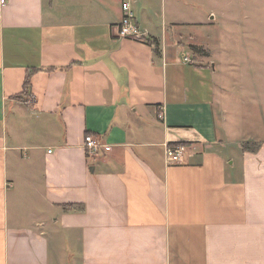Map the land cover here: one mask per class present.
<instances>
[{
    "label": "crops",
    "instance_id": "obj_1",
    "mask_svg": "<svg viewBox=\"0 0 264 264\" xmlns=\"http://www.w3.org/2000/svg\"><path fill=\"white\" fill-rule=\"evenodd\" d=\"M125 2L147 43L120 36ZM188 3L6 0L0 264H264V139L244 149L243 110L264 98L223 83L225 31ZM89 133L109 146L92 159Z\"/></svg>",
    "mask_w": 264,
    "mask_h": 264
},
{
    "label": "rangeland",
    "instance_id": "obj_2",
    "mask_svg": "<svg viewBox=\"0 0 264 264\" xmlns=\"http://www.w3.org/2000/svg\"><path fill=\"white\" fill-rule=\"evenodd\" d=\"M188 2L191 20L196 18L194 14L199 11L202 12L203 19L214 20L217 16L215 20H218L217 23L225 31V44H218L216 47L218 58L214 62L219 64L223 73H226L223 77L224 84L237 80L239 82L236 90L231 87L232 85L231 89L229 87L226 90L230 93L235 90L238 98L252 96L259 105L264 98V0H202L201 3L188 0ZM211 39H214L213 35ZM210 46L214 47L213 44ZM231 70H239L237 77L232 80L231 76H228ZM242 73L245 74L241 76ZM252 97H249V101ZM250 105L251 108H246L248 106L246 104L243 110L244 112L250 110L249 117L253 116L255 119H245V128L255 137L245 144L256 147L261 139H264V107Z\"/></svg>",
    "mask_w": 264,
    "mask_h": 264
},
{
    "label": "built area",
    "instance_id": "obj_3",
    "mask_svg": "<svg viewBox=\"0 0 264 264\" xmlns=\"http://www.w3.org/2000/svg\"><path fill=\"white\" fill-rule=\"evenodd\" d=\"M6 5V0H0V12ZM120 36L124 38H132L142 43H147V33L143 32L135 20V16L132 12L131 5L128 2L123 3V18L120 25ZM184 61L189 64H193L194 59L187 55ZM30 101H33V97H30ZM84 146L87 151V156L92 159L100 154L101 150L105 148L109 149V146L105 147L103 141L94 134H87L84 138ZM186 144H179L176 146L168 145L166 147V158L169 163L181 162L187 152ZM51 152V150L49 151Z\"/></svg>",
    "mask_w": 264,
    "mask_h": 264
},
{
    "label": "trees",
    "instance_id": "obj_4",
    "mask_svg": "<svg viewBox=\"0 0 264 264\" xmlns=\"http://www.w3.org/2000/svg\"><path fill=\"white\" fill-rule=\"evenodd\" d=\"M195 50H197V52L201 51L200 48L198 47H193ZM30 86H31V72H29L26 76V79H25V83H24V90L22 93H20L19 95H16L15 98L16 99H23V97L29 92V89H30ZM251 147L250 145H247L245 144V148H249Z\"/></svg>",
    "mask_w": 264,
    "mask_h": 264
}]
</instances>
